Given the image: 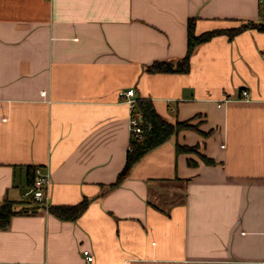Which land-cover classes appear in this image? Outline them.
Here are the masks:
<instances>
[{"label": "crops", "instance_id": "0c3cea01", "mask_svg": "<svg viewBox=\"0 0 264 264\" xmlns=\"http://www.w3.org/2000/svg\"><path fill=\"white\" fill-rule=\"evenodd\" d=\"M260 3L0 0V202L28 208L35 167L47 204L90 200L75 221L13 216L0 264H264V31L211 37L185 73L146 71L185 56L189 19L195 35L228 29L258 21ZM130 88L190 128L110 190L130 143L117 93Z\"/></svg>", "mask_w": 264, "mask_h": 264}, {"label": "trees", "instance_id": "16d2710c", "mask_svg": "<svg viewBox=\"0 0 264 264\" xmlns=\"http://www.w3.org/2000/svg\"><path fill=\"white\" fill-rule=\"evenodd\" d=\"M256 29L264 31V1L260 3L258 12V21L242 22L235 27L228 29L212 30L199 35L194 34V19L191 18L187 22V52L185 56L175 62L173 61H155L146 66L148 73H185L189 69V62L194 48L211 37L219 34L226 35L232 38L238 33L248 30ZM131 117L139 114L142 119L144 127L150 125V129L145 128L142 138L140 140L130 139L129 147L125 163L122 169L117 174L115 181L108 185V189L118 187L124 179L128 176L132 167L149 151L155 149L166 141L176 136L179 131L190 128L186 121H177L170 123L162 118L155 110L152 101L149 98H137L135 109L131 112ZM197 146H185L176 144V151L178 153H189L195 151ZM205 162L213 163V160L201 156ZM29 187L33 186L34 170L27 168ZM90 200L83 198L75 204L69 205H53L44 204L35 200H30L28 208L17 209V202L3 200L0 202V230H5L10 224V220L15 215L29 214L35 212L36 209H45L60 220L75 221L87 208Z\"/></svg>", "mask_w": 264, "mask_h": 264}, {"label": "built area", "instance_id": "2783aa9c", "mask_svg": "<svg viewBox=\"0 0 264 264\" xmlns=\"http://www.w3.org/2000/svg\"><path fill=\"white\" fill-rule=\"evenodd\" d=\"M264 0H260L262 2ZM42 95L45 94L44 91L41 92ZM117 95L119 98L125 102L130 112L135 109L137 97L134 93L133 89H123L119 90ZM241 96L243 99H247L248 92L242 91ZM225 100H223L224 102ZM221 103L218 104L220 106ZM145 128L150 129V125L144 127L142 124V119L139 114L135 116H130V139L132 140H140L142 138V134ZM130 148V147H129ZM34 181L33 186L28 187L25 191L24 196L30 198V200H35L37 202H42L46 205L47 204V192H48V176L45 173H42L39 167H35L34 169ZM83 256L85 258L86 263H91L93 261L92 255L89 253L88 250L83 251Z\"/></svg>", "mask_w": 264, "mask_h": 264}, {"label": "rangeland", "instance_id": "374dc122", "mask_svg": "<svg viewBox=\"0 0 264 264\" xmlns=\"http://www.w3.org/2000/svg\"><path fill=\"white\" fill-rule=\"evenodd\" d=\"M196 147V146H195ZM196 151H197V148H196V150L195 151H192V152H189V153H196ZM17 207V206H16ZM21 208H23V207H21ZM20 208V209H21Z\"/></svg>", "mask_w": 264, "mask_h": 264}]
</instances>
